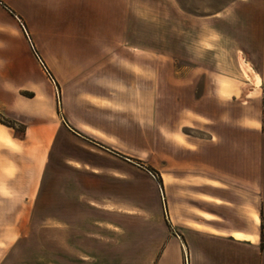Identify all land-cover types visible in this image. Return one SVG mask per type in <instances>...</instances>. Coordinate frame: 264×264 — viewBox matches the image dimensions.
Returning a JSON list of instances; mask_svg holds the SVG:
<instances>
[{
    "label": "rangeland",
    "instance_id": "1",
    "mask_svg": "<svg viewBox=\"0 0 264 264\" xmlns=\"http://www.w3.org/2000/svg\"><path fill=\"white\" fill-rule=\"evenodd\" d=\"M0 1V99L7 101L0 118L11 119L19 98L22 120L63 144L24 146L20 167L10 151L0 152V237L15 239L19 224L23 252L45 253L66 230L50 222L70 221L74 245L105 255L91 264H230L194 252L188 235L226 230L239 217L216 204L217 183L195 174V165L209 172L210 161L192 145L203 130L194 128V103L209 106L212 72L233 76L220 87L224 96L255 97L257 74L224 31L239 8L232 0ZM193 66L203 67L202 79L188 83ZM65 120L102 145H86ZM23 130L16 122L11 132ZM19 168L22 187L31 178L38 186L21 215L10 195L1 196L3 176ZM8 205L11 212H2ZM201 212L219 217L208 223Z\"/></svg>",
    "mask_w": 264,
    "mask_h": 264
},
{
    "label": "crops",
    "instance_id": "2",
    "mask_svg": "<svg viewBox=\"0 0 264 264\" xmlns=\"http://www.w3.org/2000/svg\"><path fill=\"white\" fill-rule=\"evenodd\" d=\"M231 3L239 9L231 15V19H227L225 35L227 40L232 39L236 44L235 49L245 56L252 65L250 68L257 74L258 83L254 89L256 93L253 95L255 97L251 96L248 101H245L243 96L234 99L233 90H227L229 94L224 96L221 94L220 87L223 82L229 83L233 80V76L227 72L225 74L212 72L208 78L211 87L209 106L203 105L201 98L196 99L194 103L193 125L194 128L203 130L193 135L192 145L196 156L201 159L209 158L210 161L209 172L202 166L198 170V165H195V174L199 173L201 178L203 175H208L207 179L217 183L210 188L212 193L213 191L217 193L216 204H229L231 210L239 217H236L233 224L223 228L226 230L210 228L209 231L194 232L188 237L194 245L197 244V248L195 247L197 250L194 252L204 254L209 252L219 262L225 260L230 264H264V248L261 245L263 234L261 224H264V0H232ZM0 4L3 5V2L0 1ZM216 64L218 69H224L220 63ZM201 66L190 67L193 73L185 76L184 81L191 83L192 76L195 82L198 78L202 79L199 77L201 76L200 71L203 70ZM205 81L204 85H208L207 78ZM1 101L7 102L3 98L0 99ZM253 102L259 104V111L251 110L249 103ZM13 106L16 110L9 116L13 121L24 125L25 134L22 138L18 137L11 132L14 128L0 123V152L10 151L11 156L18 159L19 167L21 148L24 146L40 145L42 148V145H63L59 134L51 143L49 128L29 126L22 120L21 99L17 98ZM64 122L69 131L84 137L78 132L77 127L70 125L66 120ZM82 132L87 131L82 129ZM88 140L92 144L86 143V145H102ZM189 140L190 138L187 139V145H190ZM106 149L119 155L111 149ZM126 159L151 173L141 164L130 158ZM18 170L11 176H3V182L6 183L7 188L3 189L1 196L10 195L14 199L11 201L14 203L12 208H15L13 213L21 215L26 213L27 205L25 204L36 195L38 186L36 179L31 178L25 180L27 184L22 187L21 169ZM92 200L100 201L96 197ZM9 206L1 207L2 212L10 213ZM252 215H255L253 221L251 220ZM218 217L213 212H201V218L208 223H214ZM50 223L51 225L64 224L66 230L61 233L55 229L57 236L51 237L48 243L49 250L45 253L37 250L27 255L23 252L19 224L14 230L18 231L15 239H10L3 234L0 237V264H91L92 259L96 258L98 262L101 258L105 261L104 254L89 256L82 250L83 247L80 249V246L73 244L68 231L70 224H74L73 222L56 220ZM215 242L225 247H215ZM206 244L213 245V248L210 251L207 250L204 246Z\"/></svg>",
    "mask_w": 264,
    "mask_h": 264
},
{
    "label": "trees",
    "instance_id": "3",
    "mask_svg": "<svg viewBox=\"0 0 264 264\" xmlns=\"http://www.w3.org/2000/svg\"><path fill=\"white\" fill-rule=\"evenodd\" d=\"M0 122H1L2 124H5V125H7V126L12 127V128L15 129L16 122H14L13 120H11V119H9V118H6V117L2 116V117L0 118ZM24 134H25V128H24V130H23L22 135H21V133H20V134L17 135V136L22 138V137L24 136ZM263 238H264V235L262 234V241H263ZM262 247H263V245H262Z\"/></svg>",
    "mask_w": 264,
    "mask_h": 264
},
{
    "label": "water",
    "instance_id": "4",
    "mask_svg": "<svg viewBox=\"0 0 264 264\" xmlns=\"http://www.w3.org/2000/svg\"><path fill=\"white\" fill-rule=\"evenodd\" d=\"M126 159V158H125ZM127 161H130V160H128V159H126Z\"/></svg>",
    "mask_w": 264,
    "mask_h": 264
},
{
    "label": "snow or ice",
    "instance_id": "5",
    "mask_svg": "<svg viewBox=\"0 0 264 264\" xmlns=\"http://www.w3.org/2000/svg\"><path fill=\"white\" fill-rule=\"evenodd\" d=\"M250 239V238H249Z\"/></svg>",
    "mask_w": 264,
    "mask_h": 264
}]
</instances>
